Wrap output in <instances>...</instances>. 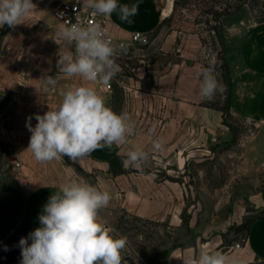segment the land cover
<instances>
[{"label":"crops","instance_id":"1","mask_svg":"<svg viewBox=\"0 0 264 264\" xmlns=\"http://www.w3.org/2000/svg\"><path fill=\"white\" fill-rule=\"evenodd\" d=\"M33 3L36 8L21 24L15 28L8 26L4 37L5 53L0 55V96H8L0 106V155L10 156L11 162L19 165L18 181L29 200L34 229L41 226L38 217L49 197L63 183L75 179L86 181L82 174L94 176L96 187L110 193V203L103 209H122L153 221L170 218L173 225L180 226L184 197L178 184L158 179L153 172H136L138 167L125 166L124 161L130 151L141 149L149 153L147 162H168L169 156L172 162H179L186 134L200 123L201 115L222 119L221 112L200 106L203 102L199 95L203 48L200 35L177 30L165 32V27L157 34L152 47L161 41L160 49L165 53L176 52L180 60L151 75L145 66H141L136 71V78H128L126 103L120 113L129 114L135 133L125 144L104 147L77 162L65 156L62 160L42 164L28 150L31 132L26 125L29 117L34 127L37 123L35 115L54 109L61 102V93L68 87L95 88L113 111L115 93H108L98 82H85L80 77L67 78L59 73V56L74 54L73 48L58 38L61 22L51 6L45 7L38 0ZM118 3L139 5L137 14L130 18L131 23L122 21L116 12L108 16L110 33L118 40H129L136 31L151 34L162 28L167 19L164 11L172 0H118ZM254 37L259 46L264 45V25L256 28V34L252 32L248 44ZM49 76L56 80L54 85L47 83ZM242 81L249 91L242 94V109L238 112L237 82H234L232 113L257 119L264 113V101L253 104L249 93L259 94L264 90V80L246 77ZM149 110L161 116L149 120L136 118L135 115L147 114ZM157 138L164 141L163 151L153 150L152 141ZM245 218L242 208H237L228 220L215 222L206 233L200 229L201 234L191 242L168 254L167 264H183L180 258L187 264L202 248L220 251L229 261L239 259L243 264H264V217L251 224L246 238H226L230 228L240 226ZM237 242L242 243L240 249L233 248Z\"/></svg>","mask_w":264,"mask_h":264},{"label":"rangeland","instance_id":"2","mask_svg":"<svg viewBox=\"0 0 264 264\" xmlns=\"http://www.w3.org/2000/svg\"><path fill=\"white\" fill-rule=\"evenodd\" d=\"M38 1L47 7L55 0ZM240 3L239 0H175L173 8L172 0L164 11L167 19L162 28L150 34L152 43L164 27L165 32L177 30L200 35L204 41L201 71L211 65L222 86L211 101L203 100L200 106L221 112L222 119L202 114L200 123L186 134L179 162H172L169 156L168 162H147L136 169V172H153L158 179L178 184L184 197L180 226L173 225L170 218L153 221L122 209L100 210V222L114 229L117 237H127L126 248L121 253L122 264H167V256L173 249L191 242L201 234L200 229L206 233L215 222L228 220L237 208L244 211V222L264 217V113L257 119L233 114L234 85L229 113L224 115L217 110L226 105L228 86L221 69L222 46L214 27H219L221 39L228 48L225 57L230 64L233 84L237 82L238 112L242 109V94L249 91L242 79L264 80V45L259 46L255 37L248 44L252 32L256 34V28L264 25V0H247L238 10ZM231 4L237 9L230 10ZM7 30V24L0 29V55L5 53ZM160 47L161 41H158L154 47L151 44L146 49L134 50L130 59L123 54L116 62L120 69L112 78L116 113H120L126 103L128 78H136L138 68L145 66L151 75L180 60L176 52L165 53ZM249 95L253 104L264 101V90ZM7 99L8 96H0V106ZM135 116L149 120L161 115L149 110L147 114ZM18 173V164L12 163L10 156L0 155V264H20L19 241L35 230L33 212L18 181ZM82 175L89 184L97 186L94 176ZM246 236L247 227L233 226L226 238L238 240ZM28 242L30 244L31 240Z\"/></svg>","mask_w":264,"mask_h":264},{"label":"clouds","instance_id":"3","mask_svg":"<svg viewBox=\"0 0 264 264\" xmlns=\"http://www.w3.org/2000/svg\"><path fill=\"white\" fill-rule=\"evenodd\" d=\"M93 15L111 16L131 23L139 5L120 4L118 0H78ZM36 5L33 0H0V27L22 23ZM100 24L83 25L77 20L59 26L57 36L74 54L59 56V73L67 78L80 77L85 82L108 84L119 72L115 57L118 46L102 35ZM122 48V46H119ZM201 99L211 101L222 86L209 65L199 74ZM47 83L54 85L53 77ZM61 102L43 115L36 114V125L27 123L31 132L28 150L39 163L59 161L67 156L77 162L104 147L125 144L135 133L128 113H116L106 98L89 86L68 87ZM154 133V129L152 130ZM154 151H163L164 141H152ZM149 153L136 149L127 154L125 166L142 167ZM111 195L83 179L63 183L48 199L38 219L40 227L19 241L20 264H122L127 237H117L115 230L100 222L99 212L110 203ZM29 240L31 243L29 244ZM7 250V248L5 249ZM185 264V261L180 258ZM187 264H243L220 251L202 248Z\"/></svg>","mask_w":264,"mask_h":264},{"label":"built area","instance_id":"4","mask_svg":"<svg viewBox=\"0 0 264 264\" xmlns=\"http://www.w3.org/2000/svg\"><path fill=\"white\" fill-rule=\"evenodd\" d=\"M50 3L51 4H48L47 6L52 5L51 10L54 12L56 18L59 22H61V24L67 25L69 21L75 23L77 20H79V22L83 25L100 24L104 30L102 35L118 46L119 50L115 57L116 62H119L120 59L124 57L123 54H127L128 56H126V58L130 59L132 58L130 55L134 50L146 49L152 44L150 34L141 31L134 32L129 40L116 39L109 31L108 16L93 15L92 10L82 7V4L79 3L78 0H55ZM119 46H122V48H119ZM99 84L108 93L111 94L114 92V83L112 79L108 84ZM241 247V242H237L233 246L234 249H240Z\"/></svg>","mask_w":264,"mask_h":264},{"label":"trees","instance_id":"5","mask_svg":"<svg viewBox=\"0 0 264 264\" xmlns=\"http://www.w3.org/2000/svg\"><path fill=\"white\" fill-rule=\"evenodd\" d=\"M174 1L173 0V8H174ZM241 3H240V6H238V10H240L245 4H247V0H239ZM173 8H172V13H173ZM236 7H234L232 4L230 5V10H233L235 9ZM236 8V9H237ZM216 13V19L215 21L217 22V19H218V16H217V12ZM219 24H221V21L219 20ZM216 32V36L218 37V39L220 40V45L222 46V54L224 55L223 58H221L222 60V64H221V69L223 71V78L228 86V95H227V100H226V105L224 108H217V110H220L224 113V115H227L230 111V106H231V96H232V90H233V77H232V73H231V68H230V64H229V61L228 59L225 57L226 55V52L228 50L227 48V45L225 43V41L223 40V38L221 39V36H220V33H219V27L216 26L213 28ZM202 43L204 45V41L202 39ZM254 221H252L251 223L249 222H244L243 224H241L240 226H245L247 227V232L249 231L250 227H251V224L253 223ZM239 226V227H240Z\"/></svg>","mask_w":264,"mask_h":264}]
</instances>
